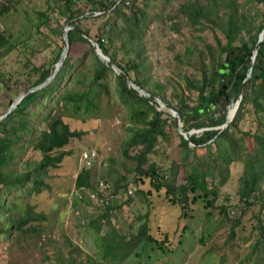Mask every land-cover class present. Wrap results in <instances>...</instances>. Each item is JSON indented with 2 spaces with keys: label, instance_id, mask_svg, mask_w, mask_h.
I'll list each match as a JSON object with an SVG mask.
<instances>
[{
  "label": "trees",
  "instance_id": "trees-1",
  "mask_svg": "<svg viewBox=\"0 0 264 264\" xmlns=\"http://www.w3.org/2000/svg\"><path fill=\"white\" fill-rule=\"evenodd\" d=\"M2 1L0 14L10 8L16 11L14 4L20 0L14 4L12 0ZM44 1V10L33 9L38 22L31 23V33L24 40L13 41L12 34L0 30V63L9 55H21V66L29 68L16 81L12 72L0 75L2 98L6 101L0 104L1 116L11 101L44 83L54 72L63 47L42 34V27H50L52 15L58 16L57 25H63L61 36L67 24L76 28L68 33L69 55L53 81L24 97L0 121V246L9 248L5 242L16 243L29 234L42 237L48 218L30 203L51 191L47 183L49 171L73 155L75 140L87 133L73 130L64 112L67 110L75 118L97 112L103 94L111 96L107 76L110 73L117 82L118 98L136 125L130 128L123 156L135 160L133 179L142 189L140 194L148 200L156 196L169 207L178 206L179 214L172 211V222H165L167 229L162 230L157 224L160 218L153 216V227L148 212L138 218L142 224L137 231L126 238L110 221L116 209L110 203L99 222L89 224L103 239L102 256L86 252L64 234L57 245L61 264H126L132 257L139 258V263L146 259L147 264H152L150 252L174 255L179 250L175 242L171 247V238L178 229V241L184 243L189 239L188 222L194 219L197 209L204 211L208 224H216L203 228L198 237L204 249L202 257L207 255L201 264H208L215 256H219L218 264H264V41L234 121L220 134L212 129L225 123L228 114L218 118L214 114L228 109L245 78L255 42L264 30V0ZM83 34L97 42L104 54L138 86L176 108L185 131L208 129L190 136L194 147L177 132L181 138L179 157L170 161L160 149L165 144L161 139L168 141V119L164 115L169 114L157 112L156 105L129 88L123 77L98 57ZM207 35L213 40L208 42ZM153 39L158 40L153 50L158 56L167 55V62L175 68L169 81L156 75L162 67L160 59L155 60L150 54ZM159 42L170 45L162 50ZM40 53H47L46 60L35 66L33 60ZM89 54L93 75L76 69ZM72 81V86L65 85ZM172 85L173 94L168 98L167 89ZM60 91L63 93L59 100H54L53 95ZM39 92L45 93L33 101ZM53 101L55 105L48 106ZM34 106L38 108L36 122L30 112ZM53 109L55 113L51 114ZM171 119L176 127L172 114ZM68 147L71 149L67 150ZM233 165L238 170L234 195L226 198L225 205L217 206L221 189L231 181ZM90 169L81 170L75 180L76 190L98 191L100 182L94 181ZM126 182V177L118 179L108 196L113 190V198L117 197L122 190L129 201ZM214 211L218 218L212 221ZM176 222L182 223L175 226ZM106 224L109 228L102 235ZM5 261L14 264L7 255Z\"/></svg>",
  "mask_w": 264,
  "mask_h": 264
},
{
  "label": "rangeland",
  "instance_id": "rangeland-1",
  "mask_svg": "<svg viewBox=\"0 0 264 264\" xmlns=\"http://www.w3.org/2000/svg\"><path fill=\"white\" fill-rule=\"evenodd\" d=\"M15 1L18 0H12L11 4H14ZM1 3L3 4L2 0H0V9L2 6ZM14 6L17 8L16 11L10 8L7 13L0 14V30L5 31L7 35L12 34L14 36L13 41H18L17 38H23L24 40V38L31 33V23L36 24L38 22L37 15L33 9L44 10L45 1L20 0L19 4H14ZM57 17L56 14L52 15L50 27H42V34L44 36L47 35L48 39L54 40L63 47L64 40L63 36L60 34L63 25H57L59 19ZM50 28L52 30H50ZM207 38L209 41L207 39L206 41L208 42L213 40L211 35H207ZM157 42V39H153L149 44L151 46L150 54L154 55L153 57L155 60L160 59L161 61L162 69L158 71L156 75L163 79V81H169V76L173 74L175 68L173 63L169 64V62H167V55L163 54L158 56L157 51L153 50L158 44ZM159 43L163 46L161 47L162 50H165L170 45L168 43ZM179 46L180 45L175 47ZM46 57L47 53L36 55L33 60L35 66L44 63ZM91 57L92 55L89 54L82 65H77V71L80 70L85 74L93 75V72L89 68ZM22 58L23 56L21 55H16V57L15 55L7 56L5 58L6 60L0 63V75L8 76V74L12 72L16 74V76L14 75L12 77L13 81H16V79L22 75H26L29 68L24 67L25 65L21 66L20 59ZM155 65H157V62H155ZM107 76L111 85V96L108 97L103 94L97 112L90 114L83 113L81 117L78 118L72 116L67 110L64 112L66 121L71 124L73 130L87 133L81 139L75 140L73 146L74 154L65 157L58 168L49 171L47 183L50 185L51 191L43 193L36 201L30 203L38 213L44 214L48 218V222L43 228L44 233L42 237L29 234L21 237L16 243L9 244L5 242L4 245L9 248L0 246V264H7L5 261L6 255L14 264H61L62 257L60 255V250L57 249V245L62 241L64 234H67L86 252L96 257L102 256L103 239L96 234V230L92 229L89 224L93 221L99 222V217L103 215L106 206L104 207L99 202H77L75 199L68 197L71 192L80 191L75 189V180L77 176H79L81 170L86 168L81 160L82 154L86 151L96 150L98 153V158L90 169L92 171V178L96 183L100 182L112 187V184L118 179L122 177H126L127 179L125 185L127 190L132 192L129 201L127 200L128 198L124 196L125 192L122 190L117 194V197L115 196L113 198L114 191L111 190V195L108 196V192L106 198H103L106 199V202L111 203L113 207H116L110 221L117 227L119 234L124 235L126 238L132 236L142 224V222H138V218L144 216L148 212H151V225H153L152 218L154 215L160 218L157 224L162 230L167 229L166 223L169 224L172 222L171 217L174 216V213H171L172 211H176L179 214L180 208L178 206L169 207L166 202L157 199L156 196H152L149 200L141 196L140 193L142 189L137 185L135 179H133V174H135L133 168L136 166L135 160L123 156L125 144L131 135L130 128L136 127V125L130 121L129 110L118 98L115 89L117 83L115 77L110 73H108ZM1 83L0 78V104H4L6 101L2 98L4 89L1 87ZM72 83L73 81L65 85L72 86ZM48 90L49 88L46 89V91ZM44 93L45 92H39L33 98V101L37 96ZM62 93L61 91L56 93L53 95V99L59 100ZM184 93L187 95V92L184 91ZM172 94L173 85L167 89L166 96L170 98L169 96ZM54 105L55 101L48 104L50 107ZM62 105L63 103L60 101V106ZM2 109L3 106L0 105V112ZM225 110L226 111H217L214 117L218 118L223 115V113L228 114V109ZM161 111L169 115H164V118L168 119L166 124L168 141L162 138V143L165 144H163L160 149L166 152L171 161L179 157L181 138L177 134V127L173 124L171 113L166 109H162ZM30 112L33 115V121L36 122L35 115L38 113V108L34 106ZM47 113L48 109L45 115ZM54 113L55 109L52 110L51 114ZM198 133L200 132L195 134ZM69 149H71V147L67 148V150ZM237 174L238 170L233 165L231 181L221 189L217 206L225 205L226 198L234 195V183H236ZM147 188L148 185L145 189ZM86 191L90 190H85V192ZM217 218V212L214 211L212 221H215ZM181 223L176 222L175 226ZM210 225L215 226L216 224H208L204 211L202 209H197L194 219L188 222L190 232L186 234V237L189 239L185 240L184 243L178 241L180 229H178L171 238V247L175 242V248L178 247L179 250L173 253L174 255H163L159 251L150 252L152 258L149 259V261H151L152 264H201L202 260H204L207 255L202 257L204 249L198 243V237L201 236L202 229L208 228ZM108 228L109 225H104L102 235L107 233ZM215 257L218 259L209 260L208 264H218L219 256ZM138 259L139 258L132 257L126 261V264H147L146 259H141V263L137 261Z\"/></svg>",
  "mask_w": 264,
  "mask_h": 264
},
{
  "label": "water",
  "instance_id": "water-1",
  "mask_svg": "<svg viewBox=\"0 0 264 264\" xmlns=\"http://www.w3.org/2000/svg\"><path fill=\"white\" fill-rule=\"evenodd\" d=\"M102 14H97L96 16H100ZM70 30H76L75 27L71 26L70 24H67L66 27L64 28L63 31V40H64V45H63V49H62V53H61V57L58 61V63L55 65V70L54 72L51 73V75H48L45 78V82L42 84H39L33 88L28 89L27 91L21 93L15 100L11 101L9 108L0 116V121H2L4 118H6L14 109L15 107L22 101V99L24 97H26L28 94L36 92L40 89H43L44 87H46V85H48L50 82L53 81V79L55 78V76L58 74V72L61 70V68L63 67L65 61L68 58L69 55V51H70V42H69V36L68 33ZM82 33V31H80ZM83 36L85 38H88L87 35L83 34ZM89 39V38H88ZM92 43V45L94 46V49L96 51V54L98 55V57L104 62L106 63V65L112 69L117 75H120L123 77L124 81L126 82L127 86L129 88H132L133 90H136L140 96L144 99L150 100L152 104L156 105L157 107V112L161 111L162 109H166L167 111H169L176 122V127L177 130L179 132V134L184 138V140H186L190 147H194V145L190 142V136L192 134H195L197 132H202L208 129H200V130H190V131H185L182 128V122L180 120L179 117V113L178 110L176 108H174L173 106L164 103L163 101H161L159 98L153 96L151 93H149L147 90L141 88L140 86H138L135 82L132 81V79L121 69L119 68L117 65H115L109 58L107 55L104 54V52L102 51V49L100 48V46L97 44V42H95L92 39H89ZM264 41V30L261 32V34L259 35V38H257L256 42H255V46L254 49L252 51V56H251V60L250 63L248 65V69L246 71V75L245 78L243 79V82L241 84V87L238 91V93L235 95V97L232 99L231 104L228 107V117H226L225 123L222 124L221 126H218L216 128H212L215 130H219L218 134H220L222 131H224L226 128L229 127V125L234 121L237 112L240 108V105L243 101V91L244 88L246 86V83L248 81V79H250L251 75H252V69H253V64L255 61V57L257 56V52L258 49L260 47V45L262 44V42ZM247 51V50H246ZM242 59H239V62ZM255 78H258V76L256 75ZM234 108V114L232 116V118H229V111L230 109Z\"/></svg>",
  "mask_w": 264,
  "mask_h": 264
},
{
  "label": "built area",
  "instance_id": "built-area-1",
  "mask_svg": "<svg viewBox=\"0 0 264 264\" xmlns=\"http://www.w3.org/2000/svg\"><path fill=\"white\" fill-rule=\"evenodd\" d=\"M128 6V4H126ZM98 153L96 150L86 151L82 154L81 160L85 164V167L90 169L93 167L94 162L97 160ZM110 186L107 184L100 183L99 189L96 192L93 191H73L68 196L71 199H75L77 202L89 201L92 203L99 202L104 207L108 206L110 203L106 202V199L101 198V195H105L108 193ZM132 192L127 191V196H131ZM106 197V196H105ZM98 204V203H97Z\"/></svg>",
  "mask_w": 264,
  "mask_h": 264
},
{
  "label": "bare ground",
  "instance_id": "bare-ground-1",
  "mask_svg": "<svg viewBox=\"0 0 264 264\" xmlns=\"http://www.w3.org/2000/svg\"><path fill=\"white\" fill-rule=\"evenodd\" d=\"M230 111L232 112V116H233V114H234V108L230 109Z\"/></svg>",
  "mask_w": 264,
  "mask_h": 264
}]
</instances>
